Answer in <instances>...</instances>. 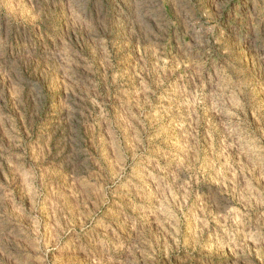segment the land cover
Wrapping results in <instances>:
<instances>
[{
    "label": "rangeland",
    "instance_id": "1",
    "mask_svg": "<svg viewBox=\"0 0 264 264\" xmlns=\"http://www.w3.org/2000/svg\"><path fill=\"white\" fill-rule=\"evenodd\" d=\"M0 264H264V0H0Z\"/></svg>",
    "mask_w": 264,
    "mask_h": 264
}]
</instances>
